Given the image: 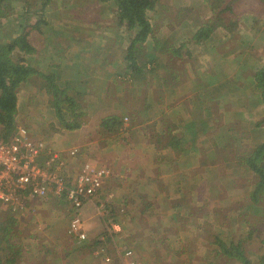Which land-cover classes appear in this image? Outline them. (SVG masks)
I'll return each instance as SVG.
<instances>
[{"label": "crops", "instance_id": "1", "mask_svg": "<svg viewBox=\"0 0 264 264\" xmlns=\"http://www.w3.org/2000/svg\"><path fill=\"white\" fill-rule=\"evenodd\" d=\"M56 1L58 0L49 6L52 7L50 8V15H53L54 18L62 17L59 19L60 24L57 27H51L49 30L50 38L54 37L56 42L50 50L46 51V56L43 59L36 60L35 64L31 60L30 64L38 74L28 84L34 82L36 77L42 78V74H48L46 70L52 71L61 65V69L58 68V71L62 70V74L67 73L66 82H70L72 88L75 89L72 91L77 92V96H79L84 112V124L81 129L76 131L51 130V124L57 122L55 111H51L49 127H41L40 130L28 128L29 133L36 139L45 140L51 149L65 156L70 150L78 148L82 153L79 163L89 160L108 167L112 172L111 183L104 192L106 194L112 193L113 200L116 192L118 196L116 201H118L120 209L125 206L126 210L148 212L149 215L151 214L148 222H162L163 216L152 217V214L162 212L166 213L164 216L166 219L171 218L173 222L175 219V222L179 221V223L188 222L187 213L191 212L188 208L189 205L185 202H176V198L185 197L182 189H190L187 184L188 181H191L188 180V166L200 162L196 155L199 149L203 147V142L201 144L202 133H214L218 130L216 126H212V123L215 122L217 125L215 120L219 116L220 101L223 99L231 101L232 98L237 101V92L240 90L250 91L253 95L250 105H248L250 109L245 110L243 115H249L250 122H247L248 124H253L255 128L264 132V128L257 127L258 121L264 119V102L255 83L256 70L258 67L264 66V59L253 58L264 53V6L262 5L264 0H257L253 3L241 0L237 3L236 11L240 12L241 20L249 21L247 31L241 33L246 38H244L245 40L242 39L235 43V29L233 28L234 31L230 32V26L226 28L224 25L211 32V37L208 40L201 42L197 40L200 28L195 37L183 40L178 48L171 40L170 35L168 36L170 31L164 28L165 25L161 23L158 25L155 22L158 17L161 20H168L165 17L167 14L157 8L160 2L164 3V0H159L160 2H157L156 7L148 12L149 15L147 14L150 23L153 20L154 24L157 25L151 24L152 33L150 37L135 55L138 65L136 71L129 68L130 62L126 59L130 44L129 37L131 36V34L129 36L128 31L120 30L114 35L106 34L102 22L109 15L104 13L75 15L71 13L72 10L65 4V0L58 3ZM224 5L225 3L221 7L223 8ZM220 10L218 7L217 14ZM49 18L50 16L47 17V19ZM85 20H87L86 23ZM154 28L157 29L156 32H154ZM172 38L176 39L173 35ZM188 42L199 45L197 48H193L196 49V54L204 51L205 54L210 55L209 58L211 59L207 60L205 66L208 63L219 66L218 54L220 50H223L224 45L230 46V51L225 50L229 53H259V55L252 57L256 63L251 62L249 65H243L237 74L238 82H235L233 77L224 80L222 76L220 78L217 68L207 70V67L204 71H198L197 74L190 73L183 82V77L176 75L174 77L173 71L177 70L176 65L179 66L183 63L180 57L184 56L182 53ZM234 45L238 48L235 49ZM34 49L36 54L38 50L36 47ZM187 52L189 51L187 50ZM194 57L198 56L194 55ZM195 61V63L200 62L199 60ZM160 77L162 80L158 81ZM176 78L179 79L178 82H176ZM242 81L245 86H242ZM167 85L169 86L168 90L165 88ZM157 87L167 91L158 95ZM20 99L19 97V109ZM252 109L253 111H251ZM108 117H120L123 120L128 119V122L124 123L119 134L111 136L101 129L102 121ZM253 118L259 119L256 120L257 123L251 121ZM204 120L208 126L206 129L202 128ZM261 135L264 136V134ZM261 141L264 142L262 139ZM141 142H149L150 148L148 149L151 152L160 149L163 150L164 154L177 159L173 165L179 167L176 172L181 171L183 173L182 178L178 180V176H173L171 166L168 169V174L164 175L160 172L162 167L156 168L152 163L151 168L148 169L151 171L150 174L140 168L136 174L126 178V180H130V185L125 182L123 186L125 189L121 188L119 186L121 182L117 179L122 178L121 175L127 176L122 167L132 163V159L140 149ZM150 157L156 159L153 155ZM144 164L146 162L141 165ZM77 167L78 165H75V168ZM144 185L147 187L143 188ZM134 186L140 188V192ZM122 195H126L128 199V201L125 200V204L119 200V196L122 197ZM104 196L106 195L102 193L87 203L82 212L84 228L88 230L90 240L99 236L103 231L105 218L102 220L98 217L99 214L95 210V205L96 201L97 203L100 202ZM138 196L148 198V205L144 209H141V201L137 198ZM130 197L134 199L130 201ZM37 202L41 201H32L34 204ZM51 202L55 212L56 204L59 202L58 200ZM35 206L36 204L34 205L36 211L34 214L40 212L36 216L34 215L35 219L46 221V218L49 217L52 222L58 219L51 210L42 211L39 208L36 209L37 206ZM60 208L58 214H62V217L69 215L66 212L68 211L67 207L60 206ZM144 219L132 222V224L135 228H141L139 242L151 245L154 244V238L146 235L150 229L141 224ZM69 227L70 224L61 230L58 236L61 235L62 238H58V241L65 244L64 240H67L74 245L76 239L69 235ZM169 227L171 228V226L166 225V228ZM130 228V224L124 225L125 232L129 233ZM135 228H132L134 232L136 231ZM191 233L193 231L188 233V238ZM64 236L66 238H63ZM178 237L180 234L175 238ZM165 243L163 244L162 240V244L165 245ZM71 254L73 253L70 252L67 255L70 256ZM162 261L163 263L153 264H165V259Z\"/></svg>", "mask_w": 264, "mask_h": 264}, {"label": "rangeland", "instance_id": "2", "mask_svg": "<svg viewBox=\"0 0 264 264\" xmlns=\"http://www.w3.org/2000/svg\"><path fill=\"white\" fill-rule=\"evenodd\" d=\"M38 1L10 0L9 15L7 17H0V43H9L21 36L23 32L21 27L30 28L31 24L27 25L25 22L27 17L30 19V23L33 18L34 21H37V15L34 16V14L41 8ZM238 1L241 0H224L225 5L223 8L219 7L221 10L218 14V7L215 6L214 10L211 0H164V3L159 1L160 4L157 8L167 14L165 17L168 20H161L158 17L155 22L158 25L160 23L165 25L164 28L170 31L168 36L170 35L171 40L176 44V48L182 44L183 40L195 37L200 28L207 27L210 31H216L224 25L226 28L228 26L234 27L236 43L245 38L241 33L247 31V23L249 22L241 20L240 12L236 11ZM244 1L253 3L257 0ZM56 2H61V0ZM64 2L71 8V13L75 15H86L88 13L95 15H97L96 13H104L109 15L102 22V25L105 26L104 33L114 35L120 30H125L129 32V36L131 34L129 42L133 40L135 31L128 28L127 22H119L116 10L111 5V2L104 3L103 0H65ZM262 5L264 6V3ZM49 6L45 8V15L46 17L50 16L48 20L51 21V25L44 29L42 33L35 31L28 40L30 45L33 48L36 47L38 50L36 54L26 56L29 63L32 60V62L34 61L33 64H35L36 60L43 59L46 56V51L50 50L56 42L54 37L50 38L49 30L53 26L57 27L61 22L59 19H62V17L54 18L53 15H50V8L52 7ZM155 7L156 5H154ZM227 8H230V10L228 11ZM86 22L87 20H85ZM151 24L157 25L154 24L153 20ZM19 28L21 29L18 30ZM156 30L154 28V32ZM154 34L156 36V33ZM172 35L176 38L175 40L172 38ZM171 45L173 46L172 42ZM197 46L199 45L193 42L186 43L184 52L182 53L184 56L180 57L183 63L179 66L176 65L177 70L173 71L174 77L175 75L183 77V82H185L186 77L190 73L197 74L198 71H204L205 67H207V70L217 68L220 78L222 76L225 80L228 77H233L235 82H238L239 78L237 74L243 65H249L251 62L256 63L253 58L264 59V53L260 54L259 57L252 58L250 54L226 52L225 50L230 51L231 49L230 46L224 45L223 50H220L218 54L219 66L212 63H208L205 66L207 60L211 59L209 58L210 55L205 54L204 51L196 54V49L193 48H197ZM234 48L237 49L238 47L234 45ZM194 55L198 57H194ZM258 55L259 53H256V56ZM22 56H25V54L21 52L14 55V57L18 58ZM195 60H199L200 62L195 63ZM46 72L49 73L51 71L46 70ZM58 72V75L62 76V71ZM36 79L34 82L28 84L27 87L26 84L22 85L18 93L21 103L16 117V127L24 128L28 132V128L40 130L41 127H49V114L51 111H55L52 103L53 97L47 93L45 88L46 82L41 77H36ZM160 80H162V77L158 81ZM58 81H60L58 85L63 88L66 86L64 84H66L67 77L64 76L63 79H58ZM178 81L179 79L176 78V82ZM242 86H245L243 81ZM69 87L72 88L71 85ZM168 87L167 85L165 88L168 90ZM159 88L158 95H162L167 91ZM71 90L75 89L72 88ZM258 91L262 97L261 90L258 89ZM252 97L253 95L250 91L240 90L237 92V101L234 98L231 101L221 100L219 103V116L215 120L217 125L215 122L214 124L212 123V126H216L218 130L214 133H202L201 144L203 142V147L199 149L196 155L199 157L200 162L199 164H190L188 166V180L191 181H188L187 184L190 189H182L185 197L176 198V202H185L189 205L188 208H190L191 212L187 213L188 222H175L176 219L173 222L171 218H169V222L168 218L164 217L166 215L165 212L152 214V217L156 218L163 216V219L161 218L162 222H148L151 215L148 212L126 210L125 206V211H121L120 205L116 201L118 199L116 192L114 200L113 198H109L108 194L104 192L111 183V180H108L102 192L106 196H104L103 200H100V203L96 201L95 205V210L98 214L100 213L99 216L96 213L95 215L102 220L105 218L103 231L99 236L90 240L88 230H85L87 233L86 241L80 243L76 240L77 244L74 243L73 245V243L63 239L65 244H62L58 241V238H62L58 234L72 220L69 206L64 201L58 200L59 203L56 202L57 209L54 212L52 200L37 202L35 203L36 209L39 208L42 211H48L47 209H49L54 215H57L58 219L53 220L54 223L49 217L46 218V221L44 219L37 220L35 219L36 217L34 218V215L36 216L40 212L34 214L36 211L26 214L24 217H18L14 228V241L21 245V250L14 264H108L103 260V257L96 254L95 250L99 247H102L105 254L111 258V264H120V253L124 248H129L134 252L138 264L163 263V259H165V264H241L237 260L217 255L218 248L215 245L217 237L228 244L235 240L239 241L241 238L245 241L243 247L244 253L248 256L251 263L264 264V201L259 204L252 200L250 194L253 191L257 178L251 169H247L248 165L244 160L260 144L258 142L264 138L261 135L264 132L255 128L253 124L247 123L250 122L249 115H243L245 110L250 109L248 105H250ZM256 120L259 119L253 118L251 121L257 123ZM56 121V123L51 124V130H63L60 127L58 119ZM262 121H258V123H261V127L264 128ZM124 123H126L125 120ZM202 128H208L205 120ZM13 133L14 131L11 135ZM148 148H150L149 142H141L140 149L132 159V163L122 167L127 176L121 175L122 178L117 179V181L120 180L121 182L119 185L121 188L125 182H128L130 185V180H126V178H130L132 174H136L140 168L150 174L151 171L148 169L151 168L152 163L156 168H160L161 166L160 172L164 175L168 174V169L171 166L173 176H178V180L182 178L183 173L181 171L176 172V170H179V167H174L173 165L177 159L175 160L170 155L164 154L163 150L155 149L154 152H151ZM176 154L177 152L175 151ZM151 155L155 156L156 159H152ZM145 162L146 164L141 165ZM192 178L197 180L194 181ZM145 186L142 187L144 188ZM135 188L140 192V188ZM137 198L141 201V209H144L148 205V198L145 196H138ZM133 199L130 197V201ZM119 200L124 204L125 200L128 201L126 195L119 196ZM101 203L107 206L109 212L104 213L98 210L97 205L100 207ZM35 204L31 202L33 209ZM60 206L67 207L68 211L66 212L69 215L62 217V214H58L61 209ZM142 218L145 219L141 224L150 229L146 235L154 238V244L147 245L146 243L139 242L141 228L133 227L134 224L132 222H137ZM111 221L122 224L123 234L120 239L106 236V227ZM125 222L131 225L130 231H128L130 234L124 231ZM165 224L171 226V228H166ZM194 225L195 228H193ZM132 228H135L136 231L134 232ZM191 231L193 233L188 238V233ZM178 234H180V237L175 238ZM103 237L105 240L102 241ZM63 238L66 237L64 236ZM162 240L163 244L166 242L165 245L162 244ZM70 252L73 254L68 256L67 254ZM66 261L67 263H65Z\"/></svg>", "mask_w": 264, "mask_h": 264}, {"label": "trees", "instance_id": "3", "mask_svg": "<svg viewBox=\"0 0 264 264\" xmlns=\"http://www.w3.org/2000/svg\"><path fill=\"white\" fill-rule=\"evenodd\" d=\"M52 1L53 0H39L38 2L41 8L34 14V16L37 15V21H34L33 18L30 23V19L27 17L25 22L27 25L31 24L30 28L26 29L23 26L21 27L23 30L21 36L15 38L12 42L0 43V136L5 139H8L16 128L19 101L18 93L20 88L22 85L28 84L29 81L38 74L26 58V56L33 55L36 52L28 40L35 31L42 33L43 28H47L51 25V21L48 20L45 15V8H47ZM103 1L104 3L111 2V5L116 10V16L119 22H127L128 28L135 31L134 38L128 45L126 59L130 62L129 68L136 71L138 65L135 55L137 51L143 47L152 33V25L148 20L147 14L154 9V5H156L159 0ZM211 1L214 10L215 6L218 5L217 7H221L225 3L224 0ZM10 7V0H0V17H7ZM233 28L230 27V32L234 31ZM211 32L213 31H210L207 27H203L197 35V40L199 42L208 40L211 37ZM20 52L24 53L25 56L21 58L14 57L15 53ZM255 55L254 53L250 54L251 57ZM73 64L76 65L75 62H73ZM58 68L61 69V65H59ZM58 68L56 67L48 74H42V78L46 82L45 88L47 93L51 94L53 97L52 103L61 129L76 131L81 129L84 124V112L82 111L77 92L74 93L75 91L73 92L71 90L72 88L69 87L70 82H65L66 84L64 85L66 86L63 88L58 85L60 83L58 79H63L64 76L67 77V73L59 76ZM255 83L257 88L262 92L261 94L264 102V66L257 68ZM262 123H264V120ZM261 125V123H258L257 127ZM123 127L124 120L120 117H108L104 119L101 124L102 131L111 135L119 134ZM262 140H264V138ZM259 143L260 144L255 150L251 152L250 156L244 160L247 162V169H251L256 174L257 179L250 195L255 203L260 204L264 201V142L261 141ZM17 219L18 217L14 214L12 208L0 202V264H14L18 258L17 256L20 254L21 245L14 241V228ZM216 239L215 245L218 248L217 255L237 260L241 264H252L248 256L244 253L243 247L245 241L241 238L239 241L235 240L230 244L224 242L219 237Z\"/></svg>", "mask_w": 264, "mask_h": 264}, {"label": "built area", "instance_id": "4", "mask_svg": "<svg viewBox=\"0 0 264 264\" xmlns=\"http://www.w3.org/2000/svg\"><path fill=\"white\" fill-rule=\"evenodd\" d=\"M81 155L78 148L67 156L58 153L45 140L34 138L20 127L8 139L0 136V202L12 208L16 217H24L34 213L32 201H64L72 217L69 235L80 243L86 241L83 209L102 194L112 175L107 167L93 161L79 163ZM108 197L112 199L113 194ZM98 210L109 212L103 203ZM121 211H125L124 206ZM122 234L121 223L111 221L107 225L106 236L120 239ZM95 251L106 263H112L102 247ZM120 254V264H138L131 249L124 248Z\"/></svg>", "mask_w": 264, "mask_h": 264}]
</instances>
